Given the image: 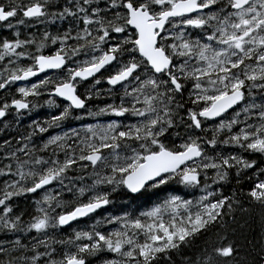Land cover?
I'll return each instance as SVG.
<instances>
[{
	"label": "snow or ice",
	"instance_id": "obj_1",
	"mask_svg": "<svg viewBox=\"0 0 264 264\" xmlns=\"http://www.w3.org/2000/svg\"><path fill=\"white\" fill-rule=\"evenodd\" d=\"M94 261L264 264V0H0V264Z\"/></svg>",
	"mask_w": 264,
	"mask_h": 264
},
{
	"label": "trees",
	"instance_id": "obj_2",
	"mask_svg": "<svg viewBox=\"0 0 264 264\" xmlns=\"http://www.w3.org/2000/svg\"><path fill=\"white\" fill-rule=\"evenodd\" d=\"M28 31H31V28L27 29ZM3 34H7L6 31L3 32ZM104 85H101V87H103ZM42 103V101H41ZM50 109H48L47 107H40L37 108L36 110H34V112L32 113V118H36V116H39L41 119L45 116V114L47 112H49ZM25 123H27V119L24 120ZM70 124H72L73 126H75L74 121H69ZM172 187H175L174 185ZM231 188V185L226 186L225 188V192L229 191ZM165 193H159L158 195L163 196ZM118 205L119 204H124L127 202V198L123 197L121 195H116L115 196ZM157 200V196H145V197H139L136 202L134 204L131 205V207H137L139 206V209H144L148 206H150L152 203H154ZM20 207L24 208L26 207V204L23 200L20 201ZM113 211L115 209H112ZM90 221H86L85 219H81V221H77L76 223L73 222L74 224H72L73 228L76 227H84L86 223H89ZM64 231L67 232L69 231V229L67 227L64 228ZM93 264H96V262L94 261Z\"/></svg>",
	"mask_w": 264,
	"mask_h": 264
},
{
	"label": "bare ground",
	"instance_id": "obj_3",
	"mask_svg": "<svg viewBox=\"0 0 264 264\" xmlns=\"http://www.w3.org/2000/svg\"><path fill=\"white\" fill-rule=\"evenodd\" d=\"M79 221H81V220H79ZM76 223V222H75ZM74 224V223H73ZM67 227V226H66Z\"/></svg>",
	"mask_w": 264,
	"mask_h": 264
},
{
	"label": "water",
	"instance_id": "obj_4",
	"mask_svg": "<svg viewBox=\"0 0 264 264\" xmlns=\"http://www.w3.org/2000/svg\"><path fill=\"white\" fill-rule=\"evenodd\" d=\"M83 219V218H82ZM66 227V226H65Z\"/></svg>",
	"mask_w": 264,
	"mask_h": 264
}]
</instances>
